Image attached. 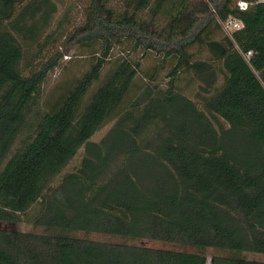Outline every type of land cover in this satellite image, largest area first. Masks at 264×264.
<instances>
[{
    "label": "trees",
    "instance_id": "1",
    "mask_svg": "<svg viewBox=\"0 0 264 264\" xmlns=\"http://www.w3.org/2000/svg\"><path fill=\"white\" fill-rule=\"evenodd\" d=\"M238 1L122 0L116 13L88 0L67 44L99 45L94 62L47 112L40 88L66 53L29 76L20 67L28 44L41 50L56 34L39 41L57 6L0 0V264H264L247 256L264 255V3L241 12ZM229 17L243 24L231 37L220 27ZM120 44L174 60L165 88L146 83L123 109L139 74L129 56L88 96ZM194 46L206 60L192 59ZM182 72L198 84L193 99Z\"/></svg>",
    "mask_w": 264,
    "mask_h": 264
},
{
    "label": "rangeland",
    "instance_id": "2",
    "mask_svg": "<svg viewBox=\"0 0 264 264\" xmlns=\"http://www.w3.org/2000/svg\"><path fill=\"white\" fill-rule=\"evenodd\" d=\"M55 6H57L56 12L52 15L49 22V26L42 31V35L39 39H43L47 34L56 32L52 39L48 40L49 43L41 50L38 49V43L28 44L30 52L33 54V58L30 56L22 62L20 70L24 76H29L30 73L36 72L37 69L44 64L47 57L52 56L55 51L65 52L66 56L59 62V65L48 74L46 81L41 85L40 97L38 98L39 108L43 111H52L54 106V100L64 90L70 89L72 84L80 80L88 71L92 63L94 62V52L99 48V45L86 46V47H69L67 44V38L69 34L73 33L84 21V14L87 9L88 0H52ZM122 0H109L108 5L116 12L121 11ZM144 20H151L150 16L144 12L139 15ZM162 20V19H161ZM156 21V20H155ZM61 29L57 30L58 27ZM221 35L219 31H215L213 36L218 38ZM205 40L209 37L205 36ZM54 40V41H53ZM68 52V53H67ZM192 55V59L201 58L206 60L208 57L204 46H194L189 50ZM110 59L106 62L104 70L101 72V77L96 81L89 89V94L101 83L104 78L105 72L113 67L116 59L121 56H129V58L135 63H139L138 77L132 85L129 93L125 97L121 107L125 108L128 103L139 95L143 90V86L148 83L151 85H159L165 88L168 82L169 71L171 70L174 60L163 61L160 57L143 53L141 50L137 52H131L129 46L120 44L116 46L110 54ZM32 60V61H31ZM187 76L183 72L180 74V80L177 82V86L181 89L182 93L188 98L193 99L194 93L197 91V82L191 83L189 87L186 85ZM222 79L219 80L217 86L221 85ZM86 97V99L88 98ZM113 121L106 123L102 129L96 132L90 139L91 142L98 143L113 126ZM18 144L15 145V147ZM14 147V148H15ZM84 149L81 148L77 154L72 158V161L66 166V168L56 177V182L59 181L63 175L72 173L80 164L83 156ZM55 182V184H56ZM37 212V207L32 208L28 214L22 216L23 222L20 223L22 230L33 229L30 222L26 221L27 217H33ZM147 245L156 247H170L168 244L162 242L145 241ZM210 255H208L209 257ZM250 258H256L258 260H264V255H258L253 253H247Z\"/></svg>",
    "mask_w": 264,
    "mask_h": 264
},
{
    "label": "built area",
    "instance_id": "3",
    "mask_svg": "<svg viewBox=\"0 0 264 264\" xmlns=\"http://www.w3.org/2000/svg\"><path fill=\"white\" fill-rule=\"evenodd\" d=\"M258 3H264V0H251V2L239 0L236 4V9L241 12H246L252 5H256ZM220 27L226 36L231 37L232 33L237 32L243 28V24L240 20L229 17L226 21L220 22ZM251 55L252 53L250 52L244 55L245 60H248Z\"/></svg>",
    "mask_w": 264,
    "mask_h": 264
}]
</instances>
